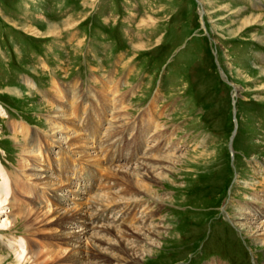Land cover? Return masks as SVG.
<instances>
[{
  "label": "rangeland",
  "instance_id": "1",
  "mask_svg": "<svg viewBox=\"0 0 264 264\" xmlns=\"http://www.w3.org/2000/svg\"><path fill=\"white\" fill-rule=\"evenodd\" d=\"M15 124L29 129L27 147ZM138 129L147 131L139 152ZM152 156L165 163L155 168ZM23 159L52 187L34 177V192L21 194ZM139 166L151 172L156 203L122 186ZM1 175L0 224L16 198L42 216L71 217L64 228L0 230L2 264H17L13 240L66 258L77 250L51 239L63 232L78 234L86 254L95 232L79 214L91 222L112 199L103 225L124 218L120 204L139 203L137 227L160 210L159 237L139 245L138 264H264L262 233L249 229L264 221L249 210L264 208V0H0Z\"/></svg>",
  "mask_w": 264,
  "mask_h": 264
},
{
  "label": "bare ground",
  "instance_id": "2",
  "mask_svg": "<svg viewBox=\"0 0 264 264\" xmlns=\"http://www.w3.org/2000/svg\"><path fill=\"white\" fill-rule=\"evenodd\" d=\"M56 91L61 93L60 88L57 89ZM103 111H104V109H102L101 112L99 111V114H102ZM61 112L64 114V116H63L64 118L63 117H61V118L59 117V118L63 119V121H64L67 119V115H65L66 111L61 110ZM57 114H59V113H57ZM151 119L152 118H149V121H151ZM67 121H69V120H67ZM15 125H14V132H16V135H19V136L22 135L23 136V139L25 140V147H27L26 142H27L28 136L30 134L29 129H26L21 124L20 125L17 124L16 126ZM18 129H20V131H18ZM97 130L98 129H96V130L92 129L90 132H91V134L96 136ZM108 131H109V135H111L112 137L117 135V132L115 130L113 131V129H108ZM146 135H147L146 129H142V131H141V129L140 130L138 129V132L135 136L136 137V139H135L136 148L135 149L137 152H139L141 145H142V142L144 141ZM161 135L162 134H159V137H161ZM19 138L15 137L14 141L15 140L19 141ZM77 138H78V136H77ZM80 141H82V140L76 139L74 145H77V142L79 144ZM33 143H34V141H33ZM33 143H31V144L34 145ZM158 149H161V148H158ZM23 153L25 155L24 157L27 158L28 156H26V155H28L29 153L32 154L31 148L29 149V147H28V149L27 148H26V150L24 149ZM152 155L156 156L157 154L155 153ZM153 156L151 157V159H148V160H151L152 162H156L155 168H157L163 162V158L153 157ZM84 157H86V155H84ZM62 163H63L62 167H64V173L63 174L67 175L69 162L66 161V159H65ZM97 163H98L97 166L99 168L104 167L103 162L101 160H99ZM163 163H165V162H163ZM20 164H21L20 165L21 166L20 171H19L20 173L17 175V178H18V176H20V179H17L15 184H16V188L19 189V192L21 194L25 193V192H30V193L34 192V188L30 187L29 186L30 184L28 183L30 181L29 179H32L34 177L38 181H41V182L43 181L40 185L45 187L46 189H49L52 187L50 185V183L47 181V180H49V177H47V176L43 177L42 176L45 174V171L41 170L40 174H36V173H38V171L28 170V164H27V161L25 159L21 160ZM140 166L134 168V170L132 168L131 169L132 171L127 170L130 173H128L127 179L122 181V183H124L126 186H124V185H122V186L127 192L130 193L129 195H132L136 191V189L140 190V192L145 191L147 193V195H144V196H146L147 198L143 197V199L144 198L150 199V200L152 199V201H154L153 203H156L157 202V201H155V195L156 194H154V192H152L153 191L152 188L155 187L154 186L155 184L153 183L154 179L149 176V175H151V172L147 168H145V167L141 168ZM126 169H129V168H126ZM160 169L165 171V168H160ZM110 170H107L108 173H110L109 172ZM0 178H1L0 180H2L4 178H6V175H1ZM132 179L137 180L139 183L133 184ZM21 180L25 181V182H20ZM160 180H162L161 175H160ZM44 181H46V182H44ZM84 182H85L84 184L86 186H88L90 184V183H88L89 181L86 178H84ZM27 183L29 185H27ZM27 186H29L28 189H27ZM133 186L136 188H134ZM2 190H3L2 185H0V208L5 210L6 209L5 204L8 200V194H5L6 195V196H4L5 199H3V196L1 197V195L3 194ZM148 194H150V196ZM263 194H264V192H263ZM17 199L18 198L14 199V201H12L13 203L10 202V204H7V206H10L14 209V213L10 212L11 217H8V218L4 219L3 222H1L0 230L3 232L9 231V229H11L12 226L17 225V224H23L24 226L29 228V230H34V229L36 230L38 228H42V227H45V226H48L51 224L54 227L58 226L59 228H64L65 226L68 225L69 220H71V217L69 215H63V214H60V212H56V211H53L51 209H48L44 213V216H42L41 215L42 211L34 210L30 207L29 208L22 207V201L20 202V200H19V202L16 203ZM115 201H116L115 199H112V201L109 202L110 203L109 205L114 204ZM138 204H139L138 202H133V204H129V205H126V204L117 205V208L115 210L119 211V213L122 214V216L124 218L123 219L121 218L119 221H113V222L107 220L108 222L105 223L104 225H103V222H105L104 217H105V213L107 212L106 207H108L109 205L106 206L105 204H103L102 210L100 212H99V210H96V213H95L96 218L92 219V221L89 219L91 222H88V223H87V221H88L87 216L79 214L80 215L79 219L81 221H83V226H86V230H88V232H86V234L89 235L91 231L95 232L94 234L90 235V241H91L90 242V244H91L90 248L85 247L86 248L85 249L86 254L82 255V253L79 251L81 249L80 246L74 245V244H80V240H81L80 236L77 237L78 234H75V233L70 234L68 232H66V233L63 232L62 234L55 235L53 238H51L53 241H60V242L65 241L67 243V245H65V246H67L66 248H68V249L72 248L71 251L73 249L77 250L75 253H70L66 258H63V259H57L58 255L56 252H52V251H48L47 253L43 252L42 250L44 248H42V247H39L40 249L38 247L35 248L34 249L35 251L29 250V252L27 250L28 248L26 249L25 247H21V249H19V248H17L19 246L16 245L17 243L15 240L10 242V248L16 256L17 264H21L22 261H23L22 264H24L25 262H28V263L30 262L31 264H98V263L99 264H138L139 259L137 258V253H140L142 251V249L139 248V245L143 241L147 240V242H148L150 239L153 240V238L159 237V233L157 232V230L160 229L159 227H157L155 225L157 223L156 217H157V215L160 214L159 208L156 211L155 210L151 211L150 214L143 215L144 220L145 219L147 220L146 223L141 222L140 223L141 226H139V227L134 226L133 213L135 211V208L137 206H140ZM98 206H101V205H98ZM258 207L252 205V207L249 208V210L255 214L253 216H259V217L264 218V208L260 209ZM147 209H150V207H148ZM83 210L85 211V208ZM87 211L88 210H86V212ZM1 212H3V211H1ZM250 215H252V214H249V213L245 214L246 217L243 218L242 220H244V222L246 224L251 225L252 221H251ZM73 216H75L74 219H77V215H73ZM100 220H102L101 226L97 225V223ZM147 223H150V225H148ZM258 224H259L258 227L249 228V229L253 232L255 230L254 233H256V234H257V232L262 233L259 236L256 235L257 238H260V237L264 238V221L261 223H258ZM65 230H67V229L65 228ZM83 232L84 231L82 230L80 233H83ZM99 233L102 236H100ZM128 240L131 241V242H129V244H127ZM71 242H72V245H70ZM55 243L57 245L60 244L58 242H55ZM262 244H264V242ZM31 245H33V244H31ZM60 245H64V244H60ZM48 247L52 248L53 246L50 245ZM109 251H111V252H109ZM96 256L100 257L99 258L100 260H98L99 262L98 261L91 262V259H93ZM6 258L8 259V257H6ZM3 260H4L3 257H0V264H2Z\"/></svg>",
  "mask_w": 264,
  "mask_h": 264
}]
</instances>
